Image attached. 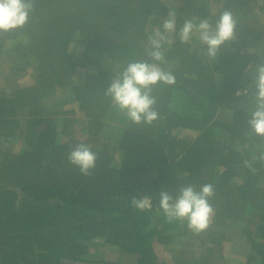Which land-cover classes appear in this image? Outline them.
<instances>
[{"label":"trees","instance_id":"16d2710c","mask_svg":"<svg viewBox=\"0 0 264 264\" xmlns=\"http://www.w3.org/2000/svg\"><path fill=\"white\" fill-rule=\"evenodd\" d=\"M170 9L176 31L164 33L160 66L176 82L153 88L159 118L115 124L104 91L129 62L150 59L148 38ZM226 9L236 40L216 60L195 31L179 41L186 19L214 26ZM261 60L264 0H34L28 23L0 34V264L99 263L89 251L98 240L130 257L106 264H167L156 250L180 235L173 264H226L223 242L236 237L240 264H264V138L247 133L254 89L235 94ZM80 143L97 155L91 176L68 161ZM188 184L214 188L200 234L169 223L158 203ZM133 196L151 208H134Z\"/></svg>","mask_w":264,"mask_h":264},{"label":"clouds","instance_id":"9594fccd","mask_svg":"<svg viewBox=\"0 0 264 264\" xmlns=\"http://www.w3.org/2000/svg\"><path fill=\"white\" fill-rule=\"evenodd\" d=\"M163 1L169 5V0ZM33 8L34 0H0V34L23 28L28 23ZM261 14L257 12V15ZM236 26L237 21L232 12L226 9L219 15L214 26L207 19H201L198 24L186 19L179 29L178 39L186 44L195 31L199 41L205 46L206 56L209 60H216L221 46L236 40ZM160 28L161 30L155 31L148 38L150 48L146 51L150 59L129 62L122 71L111 78L110 85L104 91V94L111 98V107L113 104L133 124L151 125L157 120L159 113L154 107L156 97L152 95L153 88L157 84L173 85L176 82L174 74L160 66L165 59L164 33L176 31L175 10H169ZM244 72L247 75L251 73L250 82L243 90L237 89L235 94L240 96L248 87L254 89V105L251 111L247 112V133L264 138V60L256 62L254 66L247 65ZM96 160V153L84 143L76 145L68 154L69 163L76 166L83 176H91V170L96 168ZM259 160L264 161V153L259 156ZM244 164L251 168L249 161H244ZM213 195L212 184H204L199 190L188 184L181 186L175 195L169 191H161L158 203L169 223L186 222L189 230L200 234L213 222L215 210L209 203V198ZM130 203L134 208L143 211L151 208L152 199L149 196H133Z\"/></svg>","mask_w":264,"mask_h":264},{"label":"rangeland","instance_id":"374dc122","mask_svg":"<svg viewBox=\"0 0 264 264\" xmlns=\"http://www.w3.org/2000/svg\"><path fill=\"white\" fill-rule=\"evenodd\" d=\"M111 109L113 110L112 113L118 111L113 104ZM121 114L122 113L118 114L119 117L118 116L114 117L116 120L115 124L124 125L127 123L126 118L123 116V114L122 115ZM107 116L108 115H106V117ZM107 118H109L110 120L112 119L110 116H108ZM78 119L79 122H81L79 124V127L81 128L82 126H84V123H82L84 121V116L82 115V113H79ZM187 132L190 134L191 137L193 132L189 130H187ZM78 134L79 133H77V135ZM16 146H17L16 148H18L20 145L18 144ZM184 238L185 237H183V235H180L177 237L175 243H169V245L165 246L164 248L158 247L156 250L158 260L164 261L167 264H173L175 258L174 254L176 252L178 253V250L183 246L182 242L184 241ZM97 243L98 245L96 246L95 245L89 246V251L96 253V258L99 259L98 261L99 263H91V264H106V262L110 260H122V261L127 260L128 257L127 253L125 254L124 252H117L115 250L110 251L104 246L103 242L100 240L97 241ZM166 247L170 249L165 250ZM195 247L196 250L194 253H197L200 248L198 243H196ZM222 251H223L224 259L226 260V264H240V262H242L243 260V255L246 252V243H244V239L241 240L239 237H236L235 239L232 238L228 241L223 242ZM128 259L130 260V257H128ZM78 264H86V263H78Z\"/></svg>","mask_w":264,"mask_h":264}]
</instances>
